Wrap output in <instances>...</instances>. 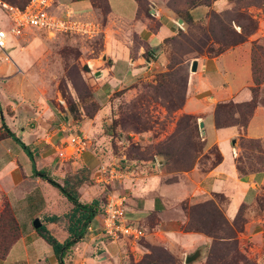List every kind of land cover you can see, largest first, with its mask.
<instances>
[{
    "label": "rangeland",
    "instance_id": "rangeland-1",
    "mask_svg": "<svg viewBox=\"0 0 264 264\" xmlns=\"http://www.w3.org/2000/svg\"><path fill=\"white\" fill-rule=\"evenodd\" d=\"M0 1L7 2L8 0ZM15 1L21 4L24 1L26 2V0ZM167 1L169 0H151L148 1L150 2L148 4H152L156 8L165 7L169 9L166 6ZM150 5H146L148 7L147 14L151 15L153 19H149L144 15L143 19L147 25L155 27L158 19L149 12ZM228 5L226 9L217 10L212 4L211 9L217 13L223 12V16L227 20L233 17L235 13H247L255 21L256 29L246 41L249 42L250 59L251 52L259 56V60L255 61V65L259 67L260 61H264V0H228ZM201 6L205 7L204 5ZM205 8L207 10L204 15H201L198 19H193L197 21L205 18L203 23L207 27L208 19L206 18L210 16L209 11L211 9L209 7ZM179 9L182 13L185 8L181 5ZM171 12L175 17L185 19L180 15L181 13L179 16L173 11ZM99 13L100 15L95 17L98 18L97 21L101 25V33L94 38L72 35L48 37L42 31H37V29H34L33 32L27 31L25 36H8L5 53L11 57V61H5L3 59L4 55L0 54V113L3 115L2 119L0 116V135L4 132V129L1 128V120H3L8 128L10 125L19 128L18 125H20L21 117L26 116L28 121L27 129L30 132L35 130V133L30 135V139L26 140V144L37 159L48 157L45 160L53 161L51 162V166H45L44 169L51 176L52 171L56 168L55 164L61 165V169H64V167L73 165V161H80L78 160L79 157L71 161L57 157L55 146L63 142L64 138L61 141L59 139L54 141L53 147L45 144L41 139L53 129V124L49 119L51 116L55 117L54 113L59 117V123L69 121L74 130L82 132L88 138V151L94 152L99 160L115 168L117 178L112 180L108 178L107 183L97 182L95 174L98 171V164L96 166L92 164L90 169L76 166L74 169L66 172V177L73 184L83 180L90 185H96L98 187L96 190L98 191L102 188L105 191V196H103L101 190V193L97 192V195L99 194L98 196L101 197L104 203L108 194L124 195V193H121V195L120 192H117L114 188L116 184L113 186L114 184L112 183L121 176L130 174L132 166L138 168L140 165V169L145 166L153 168V171L158 172L163 182L175 181L184 172L190 171L195 167L200 171H207L211 167L214 153H210V149L205 147L199 127L197 128L203 148L196 154L190 152V145L187 144L188 141L181 135V122H179V119L185 114L181 112L182 107L176 110H169L166 107V98H154L153 88L148 86V84L155 83L157 73L166 70L167 58L172 51L171 43L162 42L159 46L155 47L157 56H154V61H156L154 66L157 67L161 58L164 56L166 58V64L162 71L153 73L149 78H139L131 85L123 86L126 84V80L130 77L133 78L131 71L139 72L140 76L147 69V67L144 70L129 67V70L122 71L121 73L125 75L124 78L122 77V88H116L112 91L109 89L107 92H104L105 90L103 89H96L98 84L97 74L99 73H97V69H92L88 66L87 60L90 58L101 59L105 35L119 39L120 37L117 36L120 33V29L129 30L131 28L130 22L126 20L122 22L115 21L112 23L113 28L107 27L105 29L106 22L104 16L101 12ZM160 22L162 25L158 32L153 37L151 36L150 39L148 37L153 44H157L160 39L167 36V28L174 27L171 19L166 14H162ZM240 22L245 23L244 25L248 23L247 20L243 19H240ZM195 23L198 24L199 22ZM196 24L189 27L187 23L183 32H186L188 29L192 32L199 29ZM237 24L232 23L231 26L238 30L240 27ZM9 25L8 17L5 16L0 19V27L7 29ZM133 25L136 31L141 28L140 22H133ZM227 25L230 26L228 22ZM216 28L218 29V26ZM178 31L179 29L176 34H178ZM129 38L131 42V56L133 57L137 55L138 50L146 51L148 48H151L147 46L146 42L141 41L135 33L130 34ZM127 41L128 39H126V43ZM181 59H187L184 61V68L189 72L193 59L190 56H183ZM151 70L148 72L152 73ZM259 73H263V69H260V67ZM120 78L112 81L111 84H118V79ZM181 85L182 82L178 81V89L182 91ZM251 85L252 82L250 83ZM259 87V97L261 101H264V83ZM156 95L161 96V94ZM98 98L101 100L100 102ZM86 120L90 121L87 131L83 129L84 125L82 127V123ZM16 132L20 133L18 129H16ZM40 134L41 142L36 147L31 141L38 138ZM59 134L61 138L62 134ZM204 138L210 140V134L208 133ZM239 146L241 147V153L237 159H240L241 165L245 168H248L250 165L252 166L257 155L252 150L254 149L252 148V144L248 139H243L239 141ZM19 148L20 146L11 137L0 141V166L10 159L13 154L16 155V150ZM23 153L27 162L30 161L28 154L26 152ZM88 156H90L88 153L84 154L83 158L85 161L88 159ZM159 158L162 161L161 165L157 162ZM91 159L93 160L94 158L92 157ZM90 164L91 161H89ZM30 165L31 162L29 163V167L31 168ZM52 176L54 178L59 177L55 174ZM0 187L3 191H6L8 201H11L16 210V220L19 222L24 234L27 232V229H32L37 233L32 228V222L35 218H39L47 231L57 239L59 235L50 229L48 219L56 217L57 220L66 211L64 216L67 223L66 221L64 222L68 225L67 213L69 211L65 200L68 205L70 202L49 182L44 180L41 186L25 182L18 187H11L8 185V182L3 180ZM40 192H43L44 199L50 203L51 207L41 209ZM1 196L0 199L3 203H1L0 208L2 209L3 204L8 202L4 194ZM60 199H63V201ZM208 199L215 201L223 211L225 201L219 195L215 196L213 194ZM184 203L187 206L196 204L189 203L188 201ZM123 207L125 208V201ZM47 215L51 216L48 217ZM191 218L197 225L202 223L203 227L218 229L220 225L218 217L217 219L212 218L211 214L207 213V207L196 209L191 213ZM240 227L242 231L236 234V241L217 240L214 242L211 239L210 244L205 245L204 257L190 264H207V259L212 255L213 250L215 251V248H220L223 251L225 247L228 248L227 250L230 254L228 260L234 264H264L263 192H261V195H259L254 204H244L242 217L238 221V229ZM235 228L237 227L235 226ZM4 232L12 233V230L9 228L3 229L0 226V246L7 244L9 240L3 239ZM218 233L224 234L222 231H218ZM144 237L138 239L127 238L129 246H134L136 250H129L131 254L128 256L121 254L118 264H147V261L150 260L155 261L153 264H185L184 253L172 252L162 240H159V237H155L152 240ZM76 244L77 242L67 250L65 256L74 253L73 249ZM211 248L213 249L211 250ZM192 251L194 249H190L188 253ZM236 252H239L240 255L236 256ZM111 254H113L112 251ZM37 255L41 258V262L37 261ZM51 255H54L52 247L42 238L35 242V244L31 243L26 246L18 241L9 250L5 258H0V264H50L48 259Z\"/></svg>",
    "mask_w": 264,
    "mask_h": 264
},
{
    "label": "crops",
    "instance_id": "crops-1",
    "mask_svg": "<svg viewBox=\"0 0 264 264\" xmlns=\"http://www.w3.org/2000/svg\"><path fill=\"white\" fill-rule=\"evenodd\" d=\"M92 2L93 0H55L51 10L58 15L70 14L73 18L97 21L98 18L96 17L100 15L99 12H101V10L98 7H94ZM108 3L110 12L106 16L105 29L107 27L113 28L112 23L115 21L122 22L126 20L130 22L131 28L129 30L124 28L120 29V33L117 36L120 37L119 39L105 35L101 59L90 58L87 60L88 66L92 69H97V73H99L97 74L98 84L96 89H103L105 90L104 92H107L109 89L112 91L116 88L131 85L139 78H149L153 73L160 72L165 67V56L161 58V60L158 58L159 62L157 67L154 66L156 61L151 59V62H147L145 60L146 57L143 55L145 50H138L136 56H131L130 34L135 33L141 41L146 42L147 46L152 48L159 46L164 38L175 35L179 29L178 25L175 23L177 17H175L169 9L165 7L156 8L151 4V8L155 11V14H151L157 18L159 22L162 14H166L174 25V27L167 28L166 37L160 39L157 44H153L149 39L158 32L162 25L161 22L160 27L156 31H153L143 19L144 16L137 19V3L135 0H108ZM228 6V0H216L213 3V7L217 10L226 9ZM206 10L205 7H202L198 18L204 15ZM133 22H140L141 28L136 31ZM33 31L34 30H30L28 32ZM148 34H150V36H148ZM126 39H128L127 43ZM196 60V71H189L186 98L181 112L193 114L198 117V123L200 121L203 122L204 134L201 137L205 147L210 149L216 146L222 155L221 162L207 171H200L195 167L190 171L184 172L183 175H180L179 178L172 182H163L158 172H154L153 168L145 166L140 169V165L138 168L132 166L130 174L121 176L119 179L115 180L117 182L114 181V183H112L114 184L113 186L116 184L114 188L117 192H120V194L124 193L125 195H123L125 198L123 219L143 227L145 229L144 238L152 240L155 237H159V240H162L172 252L184 253V258L185 255L189 254L188 251H190V249L195 250L198 246L208 245L211 242V238L202 233L184 232L181 229V226L187 220L184 210L182 209V204L184 202L197 203L210 198L214 193H221L227 199L223 206V213L226 219L231 222L242 205L254 204L259 195H261V192L264 193V169L241 174L236 164V159L241 153L239 141L242 136L259 140L264 150V104L256 107L244 130L240 129L238 126L216 128L212 114L214 106L218 102L228 100L242 102L251 99L252 94L249 86L252 82V68L249 42L246 41L235 45L217 56H202L196 58ZM129 67L134 69L138 68L139 70H144L147 67V69L140 76L138 74L139 72L131 71L133 78L130 77L126 80V84L122 86V77L124 78L125 75L121 73L122 71L129 70ZM150 69H152V73L148 72ZM119 77L121 78L118 79V84L112 85L111 82L117 80ZM98 101L100 102L101 100L99 99ZM54 115L55 117L51 116L49 119L53 124V129L49 134L44 135L43 138L40 137V134L38 138L31 141L36 147L39 146L41 139L45 144L52 147L55 144L54 141L62 139V137L60 138L59 132H57L59 117L56 113H54ZM89 122L86 120L82 123V127L84 125L83 129L85 131H87L90 125ZM19 124V128L10 125L9 129L26 144V140L30 139V135L35 133V130L33 129L34 131L30 132L29 129H27L28 121L26 116L21 117ZM34 124L36 125V123ZM16 129L20 132L19 134L16 132ZM208 133L210 134V140L204 138ZM3 139H9V137ZM3 139H0V141ZM207 140H209V142H207ZM232 140H235V143H232ZM16 144L18 143L16 142ZM20 149L23 150L20 146V148L16 150L17 154H13L10 159L0 166V184L1 181L4 180L8 182V185L11 187H18L25 182L33 183L35 186H41L44 179L33 173V164L36 170H41L45 169V166H51V162L53 161L48 159V161L45 160V158L48 157L37 159L33 156V160L30 159V161H28L29 163L31 162L30 168L23 153L25 151ZM88 150L86 153L90 156H88L86 161L83 158L86 153H82L80 154L82 157H80V155L78 156V160L80 161H73L74 164L71 166L69 165V167L61 169V165L55 164L56 168L52 171V175L55 174L59 177L54 178L52 175L49 176L58 183L63 184L64 179H67L66 172L68 170H72L76 166H83L90 169L92 164H95V166L99 164L101 160L95 156L94 152ZM92 157L94 158L93 160L91 159ZM89 161H91L90 165ZM97 188L96 185H90L83 180L75 186L79 195V200L82 203L91 202L94 198L101 199V197L98 196L101 193L100 190L103 192V196H105V191H103L102 188L98 191L96 190ZM97 192L100 193L97 195ZM42 193L43 192H40L41 209L51 207L50 203L44 199ZM2 194L6 197L15 218H17L16 210L11 201H8L6 191H3L1 188L0 198ZM60 200L63 201V199ZM1 203H3V201L0 199V205ZM65 204H67L69 211L72 204L70 203L68 205L66 200ZM66 212H63L61 217L55 221L50 222L48 220L50 229L59 235L57 237L59 242H63L68 237L66 228L67 220L64 216ZM47 216L50 217L51 215ZM102 216L101 213L94 216L87 228L86 234L81 239L82 241L77 242L74 247V253L67 254L68 257L65 256V258H63L64 264H118L121 254L128 256L131 254L129 250L135 249L134 246H129L126 237H120L117 240L108 239L101 231ZM64 221H66V223ZM17 223L19 237L14 244L20 241L26 246L31 243L35 244V242L42 238L32 229H27V232L24 234L18 221ZM13 245L11 248H13ZM111 251L113 254H111ZM36 258L38 262H41L39 255H37ZM48 261H50V264H58L55 255H51Z\"/></svg>",
    "mask_w": 264,
    "mask_h": 264
},
{
    "label": "trees",
    "instance_id": "trees-1",
    "mask_svg": "<svg viewBox=\"0 0 264 264\" xmlns=\"http://www.w3.org/2000/svg\"><path fill=\"white\" fill-rule=\"evenodd\" d=\"M24 1L23 4L16 2L15 0L2 1L10 5H15L19 7H24L27 3ZM216 0H169L166 3V6L173 11L175 14H180L181 10L179 7L182 5L184 7V12L180 15L183 16L189 27L195 25V22H199L198 28L195 31L188 29L186 32H183L179 28L178 34L168 36L164 38L163 42L171 43L172 51L168 55V62L166 65V70L160 73H157L155 83L148 84L152 87L154 91V98H166V107L169 110H176L183 106L186 97V89L188 82L189 72L184 68V61L181 59L183 56H190L191 59H196L197 57L202 56H217L225 50L241 44L246 41L247 38L254 32L256 29V23L252 20L247 13H235L233 17L228 20L224 18V13L214 12L211 7ZM137 3V19H140L143 15L149 19H153L151 15L147 14L148 7L150 5L148 0H135ZM94 7H98L106 20V16L110 12V7L108 0H93L92 2ZM204 5L209 7L210 16L208 18V26H204V19L195 21L190 15V9ZM146 7V8H145ZM179 15V16H180ZM240 19L247 20L246 25L243 22H240ZM230 24V26L227 25ZM232 23L237 24L240 28L237 30L231 26ZM216 24V25H215ZM218 26V29L216 28ZM160 27V22L157 21L155 27H150L151 30L156 31ZM149 48L144 52L145 55L149 54ZM144 55V56H145ZM155 57L151 56V59L154 60ZM259 60L254 52H251V68H252V85L249 86L252 97L247 101L235 102L233 100H228L224 102H218L215 104L213 109V120L216 128H224L229 126H238L240 129L244 130L252 117L256 107L258 105L264 104V101H261L259 97L260 85L264 83V61H260L259 67L263 69V73H259V67L255 65V61ZM178 81L182 82V91L178 89ZM156 94H161L157 96ZM197 116L193 114H183L179 122L181 125V135L188 141L190 152L199 153L203 146L200 143V137L198 132L197 125ZM1 128L4 129V132L0 135V139L5 137L13 138L28 154L31 160H33V154L28 148V146L23 143L6 125L2 122ZM248 139L252 144V149L256 155V160L253 162L252 166L245 168L241 165L240 159H236L237 169L241 174H247L249 172H255L264 169V150L261 145V142L256 139L241 137L240 140ZM203 141V140H202ZM201 141V142H202ZM210 153H214V158L210 168H213L222 160V155L217 149L216 146L210 148ZM33 173L40 176L53 186H55L59 192L72 204V208L67 213L68 225L67 232L68 237L63 241L59 242L53 235H51L45 226L42 224L39 228L35 229L37 233L52 247L54 255L58 260V264H64L63 258L65 253L70 247L76 242L80 241L87 232V228L91 223L95 215L103 213V203L99 198H94L91 202L82 203L79 200V195L75 186L77 183L73 184L69 179H64L63 184L58 183L52 177H50L44 169L36 170L33 164ZM209 168V169H210ZM215 196H220L223 201L226 202V197L221 193H214ZM242 205L239 208V211L235 218L229 222L223 211L218 207L217 203L212 199H208L201 203L192 204L187 206V204H182V209L187 217L186 222L181 226V229L184 232H202L206 236L210 237L214 242L217 240L225 241L231 240L234 241L236 234L242 231L241 227L238 229V221L242 217ZM200 207H207V213L211 214V217L219 220V227H206L202 226V223L197 225L194 220L191 218V213ZM49 220V219H48ZM50 220L55 221L56 217H51ZM49 220V221H50ZM0 226L5 229L9 228L12 230V233H3V239H9L7 244L0 246V258H5L8 254L10 248L15 243L19 237V228L17 220L11 210V207L8 203L3 204V207L0 211ZM235 226L237 228H235ZM226 228V231H225ZM218 231L224 232L223 235L219 234ZM236 241V240H235ZM213 247V246H212ZM213 248H211L212 250ZM228 248L225 247V250L221 251L220 248H215L211 256L207 259V264H234L232 261H229L228 258L230 254L228 253ZM240 255L239 252H236V256ZM235 256V257H236ZM154 260L147 261V264H153Z\"/></svg>",
    "mask_w": 264,
    "mask_h": 264
},
{
    "label": "built area",
    "instance_id": "built-area-1",
    "mask_svg": "<svg viewBox=\"0 0 264 264\" xmlns=\"http://www.w3.org/2000/svg\"><path fill=\"white\" fill-rule=\"evenodd\" d=\"M54 2L55 0H28L24 7H19L0 1V19L6 16L10 23L7 29L0 27V54L4 55L5 61H11V57L5 53L8 36H24L27 31L34 29L42 31L48 37L72 35L94 38L101 33L98 21L54 13L51 10ZM57 132L64 138L63 142L55 146L58 158L71 161L89 149L88 138L82 132L74 130L70 122L59 123ZM108 178H117V172L114 167L101 161L98 164L96 181L107 183ZM124 201L123 196L108 194L103 203L101 231L110 240L120 237L138 239L145 236V229L123 219Z\"/></svg>",
    "mask_w": 264,
    "mask_h": 264
},
{
    "label": "water",
    "instance_id": "water-1",
    "mask_svg": "<svg viewBox=\"0 0 264 264\" xmlns=\"http://www.w3.org/2000/svg\"><path fill=\"white\" fill-rule=\"evenodd\" d=\"M203 6H199V7H196L194 9H192L190 11V15L196 19L200 16V13H201V9H202ZM150 13L152 14H155V11L153 8H150L149 10ZM175 23L178 25V27L181 29V30H185L186 26H187V23L185 21V19L183 18H177L175 20ZM150 50V53L147 54V57L145 58V60L147 62H151V56H157V51L155 47H152L149 49ZM197 69V60L196 59H193L192 62H191V67H190V71L191 72H195ZM0 116H1V119L3 118V115L2 113H0ZM68 121V119H66ZM3 122V120H1ZM69 122V121H68ZM198 127L200 129V135L203 136L204 134V128H203V122H199L198 123ZM232 143H235V140H232ZM157 162L159 165L162 164V161L161 159H157ZM42 225L41 221L39 220V218H35L32 222V226L34 229H37L39 228L40 226ZM204 253H205V245H200L198 246L194 251H192L191 253L185 255V258H184V263L185 264H190V263H193V262H196L198 260H200L201 258L204 257Z\"/></svg>",
    "mask_w": 264,
    "mask_h": 264
}]
</instances>
